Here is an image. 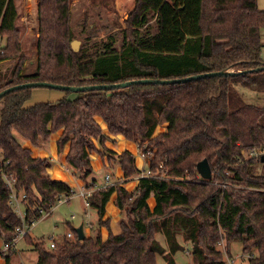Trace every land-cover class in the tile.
<instances>
[{
	"label": "trees",
	"instance_id": "1",
	"mask_svg": "<svg viewBox=\"0 0 264 264\" xmlns=\"http://www.w3.org/2000/svg\"><path fill=\"white\" fill-rule=\"evenodd\" d=\"M73 2L38 0V61L26 73L19 0H0V37L5 39L0 63L17 60L0 91L28 81L113 83L244 70L264 63V10L257 0H135L121 44L110 35L87 51L72 48ZM154 19L160 32L144 39L143 31ZM254 73L78 91L74 98L31 106L25 103L33 88L8 93L0 99V237L11 244L23 223L10 204L5 172L27 194V222L37 219L41 208L49 211L62 196L74 193L67 182L51 177V159L35 156L16 132L33 146L59 132L58 152L69 146L65 160L81 171V178L93 171L91 154L100 149L97 143L115 154L105 145L109 136L120 134L147 142L143 150L152 176L139 179L135 194L118 183L96 190L89 198L99 215L93 235L79 239L74 229L72 237L55 239L51 247L28 233L36 264H157L158 255L174 264V254L184 249L180 236L192 245L196 264H225L222 238L227 248L240 241L248 264H264V162L252 155L264 148V104L245 100L235 88L242 81L252 90H264V76ZM119 158L125 176L140 172L130 150ZM204 158L212 167L210 179L197 168ZM114 193L117 206L126 207L129 215L117 233L106 217ZM102 227L108 229L106 237ZM160 233L166 247L157 238ZM1 254L10 264L13 249Z\"/></svg>",
	"mask_w": 264,
	"mask_h": 264
},
{
	"label": "rangeland",
	"instance_id": "2",
	"mask_svg": "<svg viewBox=\"0 0 264 264\" xmlns=\"http://www.w3.org/2000/svg\"><path fill=\"white\" fill-rule=\"evenodd\" d=\"M81 1H85V3L81 4ZM21 3L22 0H19L20 6ZM257 4L259 9L264 10V0H257ZM134 7L135 0H74L71 7V25L74 33L73 40L77 39L80 41L78 51L93 49L92 47L98 44L100 40L106 39L110 35L114 37L116 44L120 45L122 41L121 30L127 28V20ZM27 9L29 20L33 22L34 18L36 19V13L31 11V7H27ZM33 25L34 23L30 24L31 29L29 30L25 28L21 38L23 54L25 56L23 72L26 73L33 71L36 68L38 61L37 37L39 35V28ZM159 32L160 23L154 19L143 31L144 39L154 37ZM261 33L262 58L264 62V28ZM4 43L0 37V46L2 47ZM16 61V59H9L0 63V84H3L8 78H10ZM254 76H264V70L255 71ZM235 88L239 94H242L245 100L252 103L264 104V90H252L242 85V81L237 82ZM76 96L77 92L75 91L60 90L43 86L34 87L32 95L26 101L25 106H31L41 102L55 101L64 97L74 98ZM100 122L104 131L108 132L104 121L100 119ZM165 128L166 125L160 126L158 131H162ZM58 135L59 132L54 133L48 139H42L39 146H33L30 141L26 140L16 132V136L23 145L32 147L35 156L48 157L51 159L52 166L48 172L52 178L67 182L74 189L72 195L68 197L62 196L60 200L53 205L51 213L46 214L40 219L38 218L30 228V236L32 239H44L49 246L52 236H56L55 239L60 240L68 233L74 232L73 230L81 224H84L85 229H87L86 233L89 235H93L95 232L94 229H98V212L95 208L86 207V198L81 194L82 187L93 186V188H96V186L103 185L105 184L106 174H109L111 176L112 184L118 183L131 192V194L136 193V185L139 181L138 173L131 176L124 175L119 158L120 153L124 150H130L135 155L136 164L139 168L141 169L145 166L139 141L135 142L128 140L122 135H111V137L109 136L105 147H109L116 153L113 154L105 150L103 146L97 143V147L100 149L91 154L93 158V171L87 178H81V171L76 170L65 160L64 156L69 150V146L64 149V152H58L56 143ZM142 144H144V147L147 146V142H143ZM116 198L117 193H114L107 206V216L110 217L111 229L114 233L120 231L122 220L126 222L129 220L127 208L120 209L117 206ZM149 202L151 206H154V197H151ZM119 209L121 211L120 213L118 211ZM24 212L25 207H22V213ZM102 235L104 236V234ZM157 238L161 244L166 247L165 235L162 233L157 234ZM2 239L3 238L0 237L1 251L5 246V241ZM179 241L184 249H181L174 254V264H194L193 256L190 253V251H192V245L189 242H185L181 236L179 237ZM221 241L223 243L227 242L226 238H222ZM219 247L221 249L220 245ZM32 248L33 246L28 239L20 237L13 248L10 264H36L37 252ZM224 256L225 258L230 256V259H234V264H248V258L244 254L243 245L238 240L230 243ZM2 260L5 264L6 258L1 254L0 264H3ZM157 264H169V262L164 256L158 255Z\"/></svg>",
	"mask_w": 264,
	"mask_h": 264
},
{
	"label": "water",
	"instance_id": "3",
	"mask_svg": "<svg viewBox=\"0 0 264 264\" xmlns=\"http://www.w3.org/2000/svg\"><path fill=\"white\" fill-rule=\"evenodd\" d=\"M72 48L75 51L79 50L80 41L75 39L72 41ZM264 70V63L261 66L244 69V70H218V71H210L204 72L199 74H193L185 77H178V78H142V79H130L122 82H113V83H99V84H86V85H69V84H60L54 83L51 81H28L24 83H18L11 86H8L0 91V99L3 98L10 92H13L18 89L22 88H34V87H50L60 90H67V91H94V90H102V89H115V88H126L128 86L134 84H172V83H181V82H191L195 80H200L206 77H214V76H236L242 73L247 72H254V71H261ZM261 161L264 162V155L261 156ZM198 171L200 175L204 179H210L213 176V171L211 164L208 158H204L203 160L199 161L197 164ZM76 232L78 234L79 239L85 238L86 232L84 229V224H81L76 228Z\"/></svg>",
	"mask_w": 264,
	"mask_h": 264
},
{
	"label": "built area",
	"instance_id": "4",
	"mask_svg": "<svg viewBox=\"0 0 264 264\" xmlns=\"http://www.w3.org/2000/svg\"><path fill=\"white\" fill-rule=\"evenodd\" d=\"M0 50H1V46H0ZM140 147H141L140 150H141V153L143 156V160L145 161V166L140 169V172L138 173V180L142 177L152 176L151 170L148 167L149 155L144 153V150H143L144 144L140 143ZM252 155L261 157L262 155H264V148H258L256 150H254L252 152ZM4 180H5V183L11 192L10 193V204L12 205V207L16 211V213L23 219V223L16 227L17 236L14 238V240L11 242V244L5 243L4 249L2 251L8 252L11 248L12 249L14 248V246L17 243V240L20 237H25L30 232V228L35 223V221L38 218L40 219L43 216H45L46 214L51 213L52 208L49 211L45 210L44 208H41L40 209V216L37 219L32 220V222H27L25 220L26 211L24 213H22V207H25V202L27 201V194L24 191H19L16 188L17 180L12 173L5 172L4 173ZM109 185H112L111 176L109 174H106L105 184L99 185V186L95 185L96 188H93V186L82 187L81 188V194L84 196V198H86V202H85L86 207H91V203H90L89 198L96 190L106 189ZM73 217H75V216H73ZM67 235L69 237L73 236L72 232L68 233ZM55 238H56V236H52V238H51L52 239L51 243H50L51 247H54L56 245ZM219 245L221 246V249L224 252H227L226 243H223L222 241H220ZM229 257L230 256H227V258L225 259V264H234L235 260L230 259Z\"/></svg>",
	"mask_w": 264,
	"mask_h": 264
},
{
	"label": "crops",
	"instance_id": "5",
	"mask_svg": "<svg viewBox=\"0 0 264 264\" xmlns=\"http://www.w3.org/2000/svg\"><path fill=\"white\" fill-rule=\"evenodd\" d=\"M83 2V3H82ZM85 1H81V4H84ZM27 7H31V11L32 12H35V16H36V19L34 18V21L32 22L31 20H29V16H28V9ZM20 9L22 11V16H21V20L24 22V25H25V28L27 30L31 29V26L30 24L31 23H34L33 26H36L39 28V21H38V0H22V3H21V6H20ZM3 43H4V39H2ZM120 135V134H119ZM123 136V135H122ZM65 157V156H64ZM119 213L121 212L120 209L118 210ZM118 215V214H117ZM106 217L107 216V213H106ZM85 229V227H84ZM90 229V228H89ZM87 231V229H85V232ZM30 233V232H29ZM102 234H104V236L106 237L108 235V229H106V227H102ZM107 234V235H106ZM87 236H90L89 234L86 233ZM3 240V239H2ZM4 241V240H3ZM5 243V242H4ZM1 249H0V255H1ZM3 262V260H2ZM4 264V262H3ZM5 264H7V261L5 262Z\"/></svg>",
	"mask_w": 264,
	"mask_h": 264
}]
</instances>
